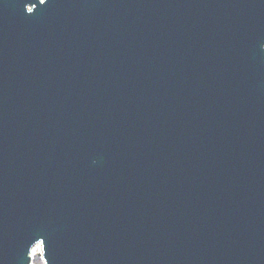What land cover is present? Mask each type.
Returning <instances> with one entry per match:
<instances>
[{
	"label": "water",
	"instance_id": "95a60500",
	"mask_svg": "<svg viewBox=\"0 0 264 264\" xmlns=\"http://www.w3.org/2000/svg\"><path fill=\"white\" fill-rule=\"evenodd\" d=\"M38 245L264 264V0H0V264Z\"/></svg>",
	"mask_w": 264,
	"mask_h": 264
},
{
	"label": "rangeland",
	"instance_id": "374dc122",
	"mask_svg": "<svg viewBox=\"0 0 264 264\" xmlns=\"http://www.w3.org/2000/svg\"><path fill=\"white\" fill-rule=\"evenodd\" d=\"M34 261V263H33ZM32 264H44V260L40 252L36 255L35 260H32Z\"/></svg>",
	"mask_w": 264,
	"mask_h": 264
},
{
	"label": "bare ground",
	"instance_id": "6f19581e",
	"mask_svg": "<svg viewBox=\"0 0 264 264\" xmlns=\"http://www.w3.org/2000/svg\"><path fill=\"white\" fill-rule=\"evenodd\" d=\"M39 252H40V254L42 255V249H41V246H40V245H38V246L35 248L34 252H33V260H35L36 255H37ZM42 257H43V256H42ZM33 263H34V261H33Z\"/></svg>",
	"mask_w": 264,
	"mask_h": 264
},
{
	"label": "snow or ice",
	"instance_id": "6c2138e0",
	"mask_svg": "<svg viewBox=\"0 0 264 264\" xmlns=\"http://www.w3.org/2000/svg\"><path fill=\"white\" fill-rule=\"evenodd\" d=\"M30 11V10H29Z\"/></svg>",
	"mask_w": 264,
	"mask_h": 264
}]
</instances>
